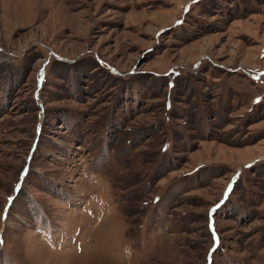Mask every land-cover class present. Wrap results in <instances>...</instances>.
I'll use <instances>...</instances> for the list:
<instances>
[{
	"label": "rangeland",
	"instance_id": "rangeland-1",
	"mask_svg": "<svg viewBox=\"0 0 264 264\" xmlns=\"http://www.w3.org/2000/svg\"><path fill=\"white\" fill-rule=\"evenodd\" d=\"M0 264H264V0H0Z\"/></svg>",
	"mask_w": 264,
	"mask_h": 264
},
{
	"label": "snow or ice",
	"instance_id": "snow-or-ice-1",
	"mask_svg": "<svg viewBox=\"0 0 264 264\" xmlns=\"http://www.w3.org/2000/svg\"><path fill=\"white\" fill-rule=\"evenodd\" d=\"M10 199H11V198H10ZM217 207H219V205H218Z\"/></svg>",
	"mask_w": 264,
	"mask_h": 264
}]
</instances>
